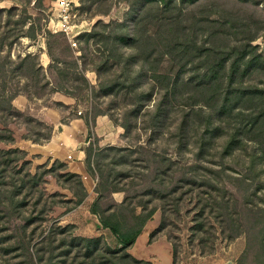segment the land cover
I'll list each match as a JSON object with an SVG mask.
<instances>
[{"label": "rangeland", "instance_id": "obj_1", "mask_svg": "<svg viewBox=\"0 0 264 264\" xmlns=\"http://www.w3.org/2000/svg\"><path fill=\"white\" fill-rule=\"evenodd\" d=\"M35 1L0 0V8H3L0 10V91L4 86V91L12 94L13 106L21 110L18 113V120L21 123L17 128L18 133L39 134L40 138H44L50 127L53 130L55 125L66 123L71 117H80L82 112L88 114L90 104L88 98L83 95L75 100L58 91H51L52 85L44 83L47 80L42 78V74L45 73L47 78L49 72L47 68L52 61L47 52V42L51 41L54 33L47 28V20L54 11L52 7L55 0ZM78 2L79 5L74 10L76 12L74 23L77 24L74 30L76 32L80 30L78 34L80 37L73 39L76 42L74 45L66 36L73 47V53L78 57L86 52L85 45L80 43L84 36L80 34L91 29L96 22L98 25L109 23V27L124 22L128 23L130 28L134 26L131 10L134 12V7L140 4L144 5L141 14L151 13L155 9L161 18L159 24L150 21L146 36L160 37L165 42V38L171 37L173 30L176 29L174 20L176 17L171 16L172 19L169 20L168 10H163V0H79ZM174 2L178 4L179 0ZM179 5L184 7L172 9L173 15L182 11L181 17L176 19L182 23L178 33L181 34L188 29L190 35L197 37V45L204 39L207 41L211 39L206 30L209 21L204 18L208 15L209 18L219 17V22H223L227 29L209 43L217 44L221 48H233L238 40L231 31L238 27L240 34L245 36L254 34V39L250 43L256 45L258 51L264 55V1L256 4L253 0L194 2L184 0ZM232 22L235 25H232ZM145 23V21L141 22L139 28H144ZM204 26L206 28H203ZM92 46L94 47L92 53L95 56L105 57L104 53L100 54L102 49L100 51L97 50L96 45ZM162 47L157 45L156 50L153 51L156 69L160 73L174 75L186 57L171 59L167 54L162 55L160 51ZM20 59L26 61V66L23 64L27 70L26 75H23L25 72L23 66H17ZM82 60L79 57L75 63L63 62L58 63V66L67 69L71 74L80 69ZM139 62L140 58L137 60V63ZM36 66L41 68L38 75L34 71ZM146 68L144 66L140 71L127 76L124 62L121 61L119 64H113L107 76L104 73L107 78L118 79V82L113 84L112 90L99 91L93 98L101 113L95 116L89 139L87 138L88 141L85 143L87 146L91 141L96 145L95 142L99 144L98 139L102 138L100 146L102 152L94 158L104 167L112 157L113 162L108 169L109 180L114 182V185L129 188L127 191L129 196L133 192L137 194L135 197H128L125 206L131 208L135 204L137 212L154 210L146 221V229L127 250L136 258L144 260L149 258L150 254H154L158 264H171V262L172 264H260L264 258L263 133L258 136L259 142H252L250 133L244 135L247 139L245 147L229 154L225 153L229 148L226 141L233 131V125L228 123L230 118L226 117L225 120L217 114L213 115L214 118L209 123L207 114L215 110L206 107L204 102L192 105L200 97L193 89V81H189L191 71L183 70L176 97H171L167 102L169 95H164L163 82L155 81L151 73L153 69ZM51 71L55 72V69ZM84 73L91 83L97 84L99 79L95 71L89 68ZM73 77L69 78V83L75 88L80 79ZM250 80L264 87V70L253 74ZM184 81H187L186 85L182 83ZM27 82L30 84L29 87H32L30 96L27 94L28 91L22 94L16 93L25 90L24 86L28 87ZM125 82L127 85L137 83V87L126 88ZM138 90H144L146 93V97L142 99L145 105L136 114L129 113L128 120L131 127L125 131L114 118L121 119L124 111L137 104ZM20 95L23 97L17 99ZM262 97L264 102V95ZM244 106L245 110H242V114L245 116L246 103ZM256 106L255 108H258ZM4 114L5 110L0 109V123L4 120ZM98 116L103 124H98L95 128ZM154 117H158L159 122H155ZM239 118L240 113H237V120ZM208 124L213 125L212 131L206 129ZM97 134L102 135L98 137ZM25 140L33 142L30 139ZM26 144L28 145L23 138H20L11 146L25 150ZM1 145L6 146L4 143H0ZM260 154L263 158L258 157ZM28 158L31 161L32 171L44 163L50 166L56 160L37 161L30 154ZM155 159L157 161H154ZM152 163L158 165L160 174L154 179L152 176L148 177L145 183L144 177L146 173H150ZM93 179L96 183V178ZM136 189L139 190L134 191ZM63 192L67 198H73L69 190ZM124 194V191H114L112 197L116 202H120ZM97 195L94 188L92 197L96 198ZM107 197H104V200L107 201ZM73 201L56 205L48 214L49 219L41 224L35 223L36 227H33L34 224L30 225L27 229V233L34 235L33 238L34 240L37 238L35 240L37 241L47 232L51 224L67 226L63 232L59 229L55 231L57 236L54 242L56 244L59 237L64 235L69 243L74 244L73 252L71 251L70 256L67 257V264H73L74 251L83 249L86 244L85 240L79 238L89 236L80 235L79 232H82L80 225L91 223L87 219L83 221V214L86 216L90 214L88 211L90 204L82 207L79 213L69 212V216L63 217L64 213L71 210L66 208L71 206ZM116 207L114 205L112 209ZM27 212L29 214L30 210ZM32 212L36 213V211ZM72 221L75 223H71ZM9 230H0V236ZM100 233L101 238L98 242L100 248L107 246V243L111 246L116 245V239L109 230L102 228ZM96 234L91 232V237ZM73 236L77 238L71 240ZM58 250L59 248L55 249V253ZM3 251L0 246V264H9L6 258H10V255ZM10 260L15 263L18 259ZM150 262L154 264L153 261Z\"/></svg>", "mask_w": 264, "mask_h": 264}, {"label": "trees", "instance_id": "obj_2", "mask_svg": "<svg viewBox=\"0 0 264 264\" xmlns=\"http://www.w3.org/2000/svg\"><path fill=\"white\" fill-rule=\"evenodd\" d=\"M163 1V10H168L169 20L176 17L174 19L176 29L173 30L174 33L171 37L165 38V42L160 37L146 36L150 21L159 24L161 18L155 9L151 13L141 14L144 5L139 3L140 5L134 7V12L131 10L134 26L129 28L128 23L118 22L115 29L114 26L109 27V23L98 25L96 22L91 29L80 34L84 36L80 43L85 45L86 52L79 56L83 60L80 69L75 70L74 74H70L67 69L58 66V63H75L79 57L73 53V47L63 32L52 33L53 38L47 42V52L52 61L47 68V72L49 71L47 78H45V73L42 74V78L47 80L44 83L52 85L51 91H58L75 100L80 95L88 98L89 113L82 112L80 116L89 129L88 138L95 116L101 113L93 98L97 96L99 91L112 90L113 84L118 82V79L106 77L110 73L113 64L124 62V71L126 70L127 76L132 75L135 71H140L144 66L147 67V70L152 68L153 79L162 81L165 88L164 95H169L167 102L170 101L171 97H176L181 81L179 80L180 76L183 70L189 69L191 71L189 81H193V89L200 97L192 105L204 102L206 107L215 110V112L207 114L209 123L215 114L221 116L222 119L225 118V120L226 117L230 118L228 123L233 125V131L226 141L229 148L225 153L229 154L236 149L245 147L247 139L244 138V135L248 133L252 136L250 138L252 142H259L258 136L261 133L264 135V102L262 97L264 87L258 86V83H253L250 79L253 74L264 70V55L258 51L256 45L250 43L254 39V34L245 36L242 33L240 34L238 32L239 28L236 27L235 30L231 31L238 40L233 48H221L217 44L212 45L209 42L214 41V37L225 33L227 29L224 27L223 22H219V17L209 18L206 15L204 18L209 21V24L207 28L205 26L203 28H206L207 35L211 39L209 41L204 39L202 43L197 45V37L190 35L188 29L181 34L178 33L182 23L176 19L181 17L182 11L173 15L172 9H182L184 6L179 7V3H183L184 0H179L178 4L174 0ZM192 1L196 0H190V2ZM253 1L257 4L264 0ZM2 9L0 8V10ZM227 20L229 21V19ZM143 21L146 22V26L139 28L140 23ZM223 21L225 22V20ZM232 25H235V23L232 22ZM78 37L80 36H76V38ZM92 45H96L97 50L101 51L102 49V52H99L100 54L104 53L105 57H102V55L95 56L92 53L94 49ZM157 45H162L163 47L160 50L162 55L167 54L171 59L186 57L174 75L165 72L160 73L156 69L157 64L154 63L153 51L156 50ZM69 58H71L70 61ZM138 58H140L139 63H137ZM25 62L24 59H20L17 66L22 67L23 64L26 66ZM136 65H139V67L137 68ZM17 66H15V69ZM24 66L23 70L25 72L23 75H26L27 70ZM88 66H90L91 71L97 73L99 79L97 84L91 83L84 75V72L89 69ZM35 69L34 71L38 75L41 68L36 66ZM52 69H55V72H52ZM112 73H114L113 70ZM70 75L74 76V79H80L75 88L70 86ZM119 82L121 81L119 80ZM186 82L182 83L186 85ZM124 84L126 88L133 89L134 87L135 89L137 87V83L127 85L125 82ZM27 86H24L25 90L16 91V93L22 94L28 91L27 94L30 96L32 87H29L28 82ZM4 90L3 86L0 91V109L5 110V114L4 120L0 123V143H4L6 146H0V230H10L0 236V246L5 253H9L10 258H6L9 264H67V257L70 256L71 251L73 252L74 244L69 243L64 235L59 237L56 244L54 243L57 236L55 231L59 229L60 232H63L67 229V226L60 227L53 223L37 241H35L37 238L34 240V235L27 233V229L30 225L34 224L33 227H36L35 223L39 222L41 224L49 219L47 216L56 205L73 201L74 197L75 200L71 206L66 208L67 210L82 203L87 195L86 188L81 175L70 171L67 164L58 159L54 160L50 166L44 163L37 166L34 171L31 170L28 152L12 147L11 144L20 138L43 143L50 138L52 128L50 127L49 131L45 133L44 138H40L39 134L32 135L28 132L23 135L19 134L17 128L21 123L18 120V113L21 110L13 106L12 94H8ZM136 93L139 97L136 101L137 104L133 108L124 111L121 119L114 118L115 122H118L125 131L131 127L128 120L129 113L136 114L145 105L142 102V99L146 97L145 91L138 90ZM245 103L247 111L244 116L242 110H245ZM255 106L258 108H255ZM13 111L17 114H14ZM237 113H240L238 120ZM157 118L154 117L155 122H159ZM206 129L212 131L213 125L208 124ZM95 144L93 145L90 141L83 148L86 155L83 162L88 173L96 178L95 191L98 193L89 210L91 213L96 214L100 224L108 228L115 236L116 245L111 246L107 243V246L100 248L98 242L101 236L79 238L85 240L86 244L83 249L79 248L74 251V255H72L73 264H152L150 260L136 258L127 249L143 231L146 221L152 216L154 210L137 212L135 204L131 208L124 205L128 197H135L137 194L133 192L129 196L127 192L129 188L123 185H114V182L109 180L108 169L113 162V158L111 157L108 164L103 167L100 161L94 158L95 155L97 156L102 152L101 147L96 142ZM258 157L263 158L262 154ZM156 165V163L154 165L152 163L150 173H146L144 177L146 178L145 183L148 177L152 176L154 179L160 174V169ZM66 189L72 193L73 198L66 197L63 192ZM132 189L135 188L132 187ZM137 190L139 189L134 191ZM114 191H124L125 196L122 201L116 202L113 199L112 193ZM104 197H107V201L104 200ZM114 205L117 206L116 209H112ZM121 208L122 211H120ZM27 210H30L29 214H27ZM32 211H36V213L34 214ZM75 238L77 236H73L71 240ZM58 248V252L55 253L54 250ZM13 258H17V262L12 263L10 259ZM260 264H264V258H262Z\"/></svg>", "mask_w": 264, "mask_h": 264}, {"label": "crops", "instance_id": "obj_3", "mask_svg": "<svg viewBox=\"0 0 264 264\" xmlns=\"http://www.w3.org/2000/svg\"><path fill=\"white\" fill-rule=\"evenodd\" d=\"M20 97H23V95L18 96L17 99H19ZM68 102L70 103L69 100ZM99 117L100 116L96 118L97 125L95 128L98 127V124H103L101 122L102 119ZM87 134H88V127L86 123L84 122L83 118L82 117H71L68 119V122L59 123V125H55V127H53V130L51 132L50 138L43 143H37V142L34 143V142L24 139V142L28 143V145L26 144L27 147H25L24 149L28 152V154L32 155L35 160L42 161V160H48V159H58L66 163L70 171L81 175L82 181L87 190V196L85 197L82 203L72 208L70 211L64 213L63 217H66V215L69 216L70 214L69 212L74 213L77 211L79 213V210L82 207H84L85 205H89V204L91 205L95 199L93 198L94 196L92 197V192H94L96 183L93 177L86 170L84 162H83V158L85 157V152L83 148L85 147V143H87L86 141H88L89 139V137L87 139ZM101 135L102 134H97L98 137H101ZM101 141H102V138L98 139L99 146L102 145ZM88 211L90 212V210ZM83 215H84L83 221L87 219V221L90 220L91 223L88 224L87 222L86 224L80 225L79 228L82 231V232H79L80 235L81 234L89 235L87 237H91V232H94L95 234L98 233L96 234V236L97 235L100 236L99 235L101 234L100 229L103 228V229L109 230L108 228L103 227L100 224L96 214L90 212L89 216H86L85 214ZM71 223H75V222L72 221ZM146 225L147 224H145L144 229H146ZM112 237L115 238L113 234H112ZM148 243H150V241H148ZM145 259L153 261L154 264H158L155 260L154 254H150L149 258H145Z\"/></svg>", "mask_w": 264, "mask_h": 264}, {"label": "built area", "instance_id": "obj_4", "mask_svg": "<svg viewBox=\"0 0 264 264\" xmlns=\"http://www.w3.org/2000/svg\"><path fill=\"white\" fill-rule=\"evenodd\" d=\"M79 0H55L54 6L52 7L54 11L48 16L47 28L54 32H63L68 36L72 44H76L73 40L80 33L75 31L74 28L77 26L74 23V18L76 17L77 6L79 5Z\"/></svg>", "mask_w": 264, "mask_h": 264}]
</instances>
